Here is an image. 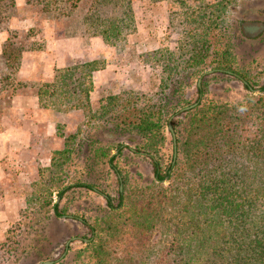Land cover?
I'll return each mask as SVG.
<instances>
[{"label": "trees", "instance_id": "trees-1", "mask_svg": "<svg viewBox=\"0 0 264 264\" xmlns=\"http://www.w3.org/2000/svg\"><path fill=\"white\" fill-rule=\"evenodd\" d=\"M173 1L170 26L177 45L171 49L150 41L137 44L132 0H0L8 70L0 77L3 103L21 83L14 75L23 51L43 50L49 35L36 30L39 41L30 44L32 29L9 27L22 6L26 14L42 13L51 27L52 16L67 20L85 4L80 31L70 32L66 24V33L83 43L91 35L103 39L101 48L79 45L76 61L62 54L59 68L36 86L38 111L28 112L30 117L43 113L44 122L34 118L29 123L39 132L53 131L59 149L39 170V182L26 180L31 193L20 186V194L28 195L20 210L34 208L33 213L49 206L48 195L66 179L65 165L88 178L98 173V165H106L123 190H117L116 205L105 195L104 219L89 225L94 264H264V80L261 72H250L246 45L242 53L238 50L249 43L241 20L255 21L248 13L260 15L264 5L260 0L240 7L238 0ZM235 7L242 8L236 16ZM134 60L151 72L147 89L137 85L139 74L129 69ZM110 63L117 67V79L98 83L96 72ZM208 70L213 72L203 75L198 87L197 79ZM235 81L242 86L238 94ZM256 88L259 93L253 94ZM195 101L171 120L174 150L168 119ZM3 116L0 110V128L7 124ZM46 116L55 122L52 127ZM126 148L150 160L151 177L119 165ZM98 180L65 184L59 193L72 186L95 191ZM50 208L59 216L58 203Z\"/></svg>", "mask_w": 264, "mask_h": 264}, {"label": "rangeland", "instance_id": "rangeland-1", "mask_svg": "<svg viewBox=\"0 0 264 264\" xmlns=\"http://www.w3.org/2000/svg\"><path fill=\"white\" fill-rule=\"evenodd\" d=\"M260 1V3L264 5V0ZM237 4L238 7H240L241 5L249 3L247 0H238ZM84 7L85 4H81V6L76 9V12L67 20L61 19L62 17L59 16H52L51 27H47L46 25V28L49 34L54 37V40L52 41L53 43L47 42L46 44L44 42V45L46 47L48 46L50 49H54V47L59 48V32H62V24H67L70 32L80 31L83 18L85 17ZM22 8L20 16L26 13L24 6H22ZM241 9L235 7V10L231 12L232 15L236 16L237 11ZM33 14H36L34 16L35 18L27 21L26 28L32 29L33 31L31 36L28 37V43L30 44L39 41V36L34 35V33L36 30H41L35 28L34 21L44 20L42 13L32 12V15ZM255 14L256 13H251L250 11L247 15L256 18L255 21L242 19L240 22L244 34L249 39V43L241 44L238 50L242 53L246 45L249 50L247 58L249 62H251L249 66L250 72L253 74L261 72V82L264 80V11L260 15ZM252 23L257 24L259 29L254 32L245 30V26ZM36 24H38V22ZM9 27L11 28L10 24ZM14 48L13 45L9 48V51L14 50ZM3 66L4 69L0 71V77L1 75H6L8 71L7 69L5 70V63ZM143 81L146 80L143 79ZM236 83L237 89L235 88V93L238 94V88H242V86L238 81ZM257 90L258 88L254 89L252 93L258 94L259 90ZM5 98L0 99V110L2 115H16L18 109L12 110L7 106L3 107ZM34 110H36V112L38 111L37 108H34ZM14 111L16 113H14ZM3 125L6 124L4 123ZM54 145L56 144L52 139L46 141V149L54 147ZM128 145L133 149V143H129ZM56 146L59 147V145ZM47 151L48 150L45 152L41 151L43 155L41 156L42 159L43 157H47ZM113 153H116V150H114ZM34 158L36 159L34 160L35 162L32 164L29 163V167L26 166L28 176L21 172H19L20 174L16 173L15 170H13L14 168L9 164V157L1 160V166L4 171L0 174V199L3 202L6 201V204L3 205L5 208H0L3 210H0V264H94L95 259L92 256L91 245L88 244L93 237L89 225L94 224L95 221L104 219L107 207L105 204V195L111 196L113 205L117 204V190H123V182L120 181L118 183L116 181V176L112 171L106 168V165H98V173H92L90 178L78 176L81 175L82 172H78L73 165H65L67 176L64 182L59 183V190L54 189L51 191L50 195H48L47 192L45 193L48 195L47 200H50V205L42 207V209H35L36 211L33 213L32 210L34 208L27 209L29 211V214H27L28 211L20 210V208L25 206L22 202L23 197L25 195L28 196L24 194V192L31 193L33 191V186L29 189L31 185L26 184V182L18 185V181L30 179L33 183L39 182L38 169H43L50 165L49 161L47 162L48 165L42 166L43 162L40 160L39 156ZM117 162L120 166H123L124 169L131 171V173L135 174L139 172L145 177H151L149 170L150 160L142 155H135L129 152L127 148L124 149L123 156H121ZM23 166H17L19 169L18 171H23ZM38 166L42 167L39 168ZM97 176L100 180H98L99 187L96 188L95 191L80 186H72L69 188L81 179L85 182L93 183ZM129 181H131V185L134 184V180L131 177H128L127 182L129 183ZM166 183L167 182H165V184ZM24 184L27 187H24ZM65 184L70 186L65 192L60 194L59 191ZM20 186L24 189V192H22L23 194H20ZM127 193L126 195L129 194ZM17 201H19V203L16 205V210H14L13 205ZM54 203H58L59 216H54L50 208ZM26 214L31 215L29 219H25ZM45 215L49 216L45 218ZM83 220L85 222H83ZM66 243L68 244L66 245ZM151 247H158V244L153 243Z\"/></svg>", "mask_w": 264, "mask_h": 264}, {"label": "crops", "instance_id": "crops-1", "mask_svg": "<svg viewBox=\"0 0 264 264\" xmlns=\"http://www.w3.org/2000/svg\"><path fill=\"white\" fill-rule=\"evenodd\" d=\"M18 2L21 4L22 0ZM150 2L151 0H132L135 24L141 32H139L135 41L137 44L141 43V41H150L151 45L154 47L168 46L171 49L175 48L177 45V34L171 30L170 9H173L177 4L173 0H152V2ZM35 15L36 14L32 15V13H24L22 16L13 14L9 20V24L14 30L24 31L27 28V21L34 19ZM34 22L35 28L43 29L46 33V22L44 20ZM37 22L38 24H36ZM66 30V25L62 24V32H59V48L54 47V49H50L48 46H44L41 51L26 50L23 51L21 55L20 68L15 74L14 79L21 83H19L17 91L9 98V102L3 103V107L7 106L12 110L18 109V112L16 115L5 114L3 116L6 118L7 124L0 128V174L4 171L1 166V160L3 158H10L9 164L14 168L13 170H15L16 173L21 172L27 175L26 166L29 167V163L32 164L35 162L34 160L36 159L34 157L37 158L39 156L40 160L43 162L42 166H46L48 165L47 162L50 161L53 151L59 149V147L56 146L59 145V140L54 138L53 131L48 129L47 132L42 133L29 123L34 118L44 122L43 113L30 117L28 112V109H30L29 111L32 109L33 113H36L34 108H38L36 86L49 79L53 75L55 67L59 68V63L63 61V59H59L62 54H68V56L70 55L76 61L77 58H79L78 56H80L79 45L82 47L87 44L93 48H101L103 46V39L100 35H91L87 37V41L83 43L84 39L77 36H69ZM147 31H149L150 34L147 33ZM53 40L54 37L49 34L45 38V43L47 44V42H52ZM3 48L4 45L0 34V71L4 69L3 65L5 63ZM76 48H78L79 51H77ZM129 69L131 71H137V74H139V83L137 85L140 86L141 89H147L151 86V72L147 68H144L139 62L134 60L130 63ZM96 74L98 83H108L114 81L118 77L117 67L115 64L111 63L105 65L104 68L96 72ZM143 79L146 81H143ZM14 113L16 112L14 111ZM56 118H59V115ZM45 119H47V116ZM53 122L47 119L46 123L52 127ZM50 139H52L56 145L46 149V141ZM40 150L44 152L48 150L46 154L47 157H43L42 159L41 156L43 155ZM17 166H23L24 172L18 171L19 169ZM39 170L40 169H38V172ZM27 182H31V180L28 179ZM18 203L19 201L13 205L14 210H16V205ZM5 204L6 201L3 202L0 199V208H5V206L3 207ZM0 210L3 211L2 209Z\"/></svg>", "mask_w": 264, "mask_h": 264}, {"label": "water", "instance_id": "water-1", "mask_svg": "<svg viewBox=\"0 0 264 264\" xmlns=\"http://www.w3.org/2000/svg\"><path fill=\"white\" fill-rule=\"evenodd\" d=\"M256 27V26H255ZM213 72V70H208V71H205L199 78H198V80H197V86L198 87H200V84H201V78H202V76L203 75H205V74H211ZM234 75L235 76H238L237 74H235L234 73ZM241 79V81L243 82V83H245V81L242 79V78H240ZM258 91V90H257ZM197 104V101L196 102H194V103H192V104H190V105H186V106H184V107H181L178 111H176L173 115H171V117H169V119H168V122H167V127H168V130L170 131V133H171V136H172V140H173V146H174V150H175V147H176V140H175V134H174V132H173V128H172V124H171V120H172V118L175 116V115H178V114H181V113H183V112H185L186 110H188V109H190V108H193L195 105ZM174 156H175V153H174ZM68 243H66V245H67Z\"/></svg>", "mask_w": 264, "mask_h": 264}, {"label": "flooded vegetation", "instance_id": "flooded-vegetation-1", "mask_svg": "<svg viewBox=\"0 0 264 264\" xmlns=\"http://www.w3.org/2000/svg\"><path fill=\"white\" fill-rule=\"evenodd\" d=\"M256 26V27H255ZM246 28V29H245ZM245 30H248V31H250V32H254V31H256V30H258L259 29V26L257 25V24H254V23H252V24H250V25H248V26H245Z\"/></svg>", "mask_w": 264, "mask_h": 264}]
</instances>
